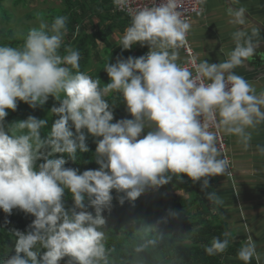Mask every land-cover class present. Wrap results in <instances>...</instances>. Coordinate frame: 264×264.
Instances as JSON below:
<instances>
[{
	"label": "trees",
	"instance_id": "1",
	"mask_svg": "<svg viewBox=\"0 0 264 264\" xmlns=\"http://www.w3.org/2000/svg\"><path fill=\"white\" fill-rule=\"evenodd\" d=\"M7 1L30 0H0V264H224L241 255L211 180L189 167L197 153L159 113L148 47L113 40L112 18L121 33L132 26L110 13L113 0H59L28 13L39 25L23 33L8 25ZM57 81L64 90L53 97ZM55 233L58 243L43 242ZM83 233L92 245L80 247Z\"/></svg>",
	"mask_w": 264,
	"mask_h": 264
},
{
	"label": "crops",
	"instance_id": "2",
	"mask_svg": "<svg viewBox=\"0 0 264 264\" xmlns=\"http://www.w3.org/2000/svg\"><path fill=\"white\" fill-rule=\"evenodd\" d=\"M114 2L110 13L117 16L120 12L115 10ZM249 16L264 25V0H204L202 10L186 24L187 39L207 80L233 77L240 84L239 92L218 105L234 179L230 180L217 163V155L211 171L205 174L219 203L216 214L226 223L231 243L242 250L239 256H223L224 264H245L251 259L255 264H264V32ZM114 19L109 22L119 27L112 35L114 41H143L148 47L151 74L187 63L179 36L151 40L142 25L129 18L132 26L121 33V21ZM247 238L252 239V246Z\"/></svg>",
	"mask_w": 264,
	"mask_h": 264
},
{
	"label": "built area",
	"instance_id": "3",
	"mask_svg": "<svg viewBox=\"0 0 264 264\" xmlns=\"http://www.w3.org/2000/svg\"><path fill=\"white\" fill-rule=\"evenodd\" d=\"M204 0H115L117 12L142 25L151 40L177 35L183 41L186 64L172 65L163 73L153 72L151 94L162 102L159 113L167 117L171 133L187 136L196 156L189 167L209 173L218 156L230 180L234 164L227 139L221 131L218 105L240 90L237 79L229 77L217 82L206 78L196 53L189 42L186 24L202 10ZM246 242L252 246V239Z\"/></svg>",
	"mask_w": 264,
	"mask_h": 264
},
{
	"label": "rangeland",
	"instance_id": "4",
	"mask_svg": "<svg viewBox=\"0 0 264 264\" xmlns=\"http://www.w3.org/2000/svg\"><path fill=\"white\" fill-rule=\"evenodd\" d=\"M61 3L59 0H30L29 2V6L27 8H23L22 6H18L15 7L14 5H12L11 1H7L5 3V6L13 13L14 15V19L13 21H11L8 25L13 27L14 29L19 30L20 32H24L22 30V26L23 25H27L33 28V26H38L39 25V21L38 20H28L26 15L30 12L33 11H39V10H46L48 8L51 7H55V6H60ZM7 24H0V27L5 26ZM16 26H18L19 28H17ZM104 46L102 45V48ZM72 84V83H71ZM71 84L69 85V87L71 86ZM67 87V88H69ZM66 88V89H67ZM64 90V87L61 86V84L59 83V81L56 82L55 87L52 91V95L53 97L56 96L60 91ZM43 242L48 243L50 246L56 244L59 242V234L55 233L53 235H47L45 237L42 238ZM94 243L91 235L83 233L82 234V243H79L80 247H85L90 246ZM73 244H77V242L73 243ZM36 246V245H35ZM91 260V259H90ZM93 260V259H92ZM74 263H75V259H73Z\"/></svg>",
	"mask_w": 264,
	"mask_h": 264
},
{
	"label": "water",
	"instance_id": "5",
	"mask_svg": "<svg viewBox=\"0 0 264 264\" xmlns=\"http://www.w3.org/2000/svg\"><path fill=\"white\" fill-rule=\"evenodd\" d=\"M251 22H253L257 27H259L264 32V25L259 21L255 20L253 17L249 16Z\"/></svg>",
	"mask_w": 264,
	"mask_h": 264
}]
</instances>
